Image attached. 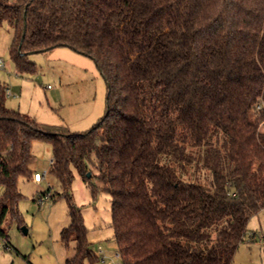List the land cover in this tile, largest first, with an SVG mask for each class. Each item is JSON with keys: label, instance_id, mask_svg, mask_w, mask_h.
I'll list each match as a JSON object with an SVG mask.
<instances>
[{"label": "trees", "instance_id": "1", "mask_svg": "<svg viewBox=\"0 0 264 264\" xmlns=\"http://www.w3.org/2000/svg\"><path fill=\"white\" fill-rule=\"evenodd\" d=\"M5 21L17 71L68 46L96 61L107 106L70 132L7 107L0 91V236L40 138L70 203L74 171L110 193L123 264H231L264 209V0H0ZM70 216L66 264H84L94 256L72 203Z\"/></svg>", "mask_w": 264, "mask_h": 264}, {"label": "rangeland", "instance_id": "2", "mask_svg": "<svg viewBox=\"0 0 264 264\" xmlns=\"http://www.w3.org/2000/svg\"><path fill=\"white\" fill-rule=\"evenodd\" d=\"M13 28L5 21L0 26V91L7 107L20 110L40 126L70 132L92 128L105 115L107 84L96 61L68 46L29 55L36 63L34 73H20L10 55ZM7 89L11 94H8ZM33 174L19 178L22 194L17 214H6L1 227L0 264H66L76 253V238L62 239V230L71 222L70 204L80 209L86 228L89 255L84 264H123L112 226V197L99 188L93 193L88 180L74 171L71 203L63 195L59 179L53 175L50 141L36 138L32 142ZM47 175L37 181L34 174ZM92 182L100 187L98 180ZM62 195L40 199L41 193ZM264 209L248 222V232L231 264H264ZM5 243L11 247L6 248ZM98 256V257H96Z\"/></svg>", "mask_w": 264, "mask_h": 264}, {"label": "built area", "instance_id": "3", "mask_svg": "<svg viewBox=\"0 0 264 264\" xmlns=\"http://www.w3.org/2000/svg\"><path fill=\"white\" fill-rule=\"evenodd\" d=\"M4 65V62H3V60L2 59H0V68L2 67ZM7 91H8V94H11L10 93V91L7 89ZM52 161L53 160H51V163H52ZM47 175V172H44V174H40V173H38V172H36L35 173V179L37 180V181H41L42 179H43V177H45ZM51 196V194L48 192V193H41L40 194V199L41 200H44L45 198H48V197H50ZM0 245H2V243L0 242ZM4 246L6 247V248H10L11 246L8 244V243H5L4 244Z\"/></svg>", "mask_w": 264, "mask_h": 264}, {"label": "water", "instance_id": "4", "mask_svg": "<svg viewBox=\"0 0 264 264\" xmlns=\"http://www.w3.org/2000/svg\"><path fill=\"white\" fill-rule=\"evenodd\" d=\"M90 175H91V173L89 172V173H88V176H90ZM263 238H264V237H263Z\"/></svg>", "mask_w": 264, "mask_h": 264}, {"label": "crops", "instance_id": "5", "mask_svg": "<svg viewBox=\"0 0 264 264\" xmlns=\"http://www.w3.org/2000/svg\"><path fill=\"white\" fill-rule=\"evenodd\" d=\"M73 257V256H72Z\"/></svg>", "mask_w": 264, "mask_h": 264}]
</instances>
